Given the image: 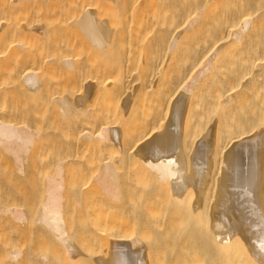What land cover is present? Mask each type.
<instances>
[{
    "label": "bare ground",
    "instance_id": "bare-ground-1",
    "mask_svg": "<svg viewBox=\"0 0 264 264\" xmlns=\"http://www.w3.org/2000/svg\"><path fill=\"white\" fill-rule=\"evenodd\" d=\"M115 113L121 126H103ZM113 140L120 158L102 165V189L117 199L130 166L124 189L153 187L136 197L148 239L103 228L107 264H151L170 239L160 256L171 264H264V0H0V176L25 184L48 160L36 224L59 247L71 244L62 198L82 166L75 148ZM1 207L26 223L25 210ZM19 243L2 241L0 262H62Z\"/></svg>",
    "mask_w": 264,
    "mask_h": 264
},
{
    "label": "rangeland",
    "instance_id": "rangeland-1",
    "mask_svg": "<svg viewBox=\"0 0 264 264\" xmlns=\"http://www.w3.org/2000/svg\"><path fill=\"white\" fill-rule=\"evenodd\" d=\"M115 115H116V113H115ZM115 115H108L110 117L105 116L104 118L106 120H103V122H104V123H102L103 126L107 123L105 126H108V127H111V128L113 127L115 129L116 128L118 129V127L121 126V124H122V120H121L122 119V115H121V117L118 114H117L118 117H117V115L116 116ZM120 121H121V123H120ZM88 124H90V123H88ZM98 124H100V123H98ZM95 125L96 124H94V126ZM92 126H93V124H92ZM259 129L260 128H257L258 132H260V130H262L263 127L260 130ZM113 141H115V140H113ZM115 142L116 143L113 144V142L109 143V141H107L106 142L107 144L106 143L105 144L102 143L104 146L98 144L99 148L98 147L97 148L99 149V151H98V149L95 150L96 147H92V148L90 147L91 150L89 149V147L87 149H84V148L82 149V147L80 146L81 144H78L79 148L77 146H76L77 148H75V150H77L78 153L75 150L69 152L70 154H74L75 152L77 153L76 156L74 157L75 158L74 162H76V163L78 162V164H80V166L81 165L85 166L84 169H88V166L90 167V169L86 170V171L83 170V168L80 169L82 166L79 167V169L77 168L80 171L82 170L83 173L85 172L84 173L85 176H83L84 174L82 173V171L81 172L79 171V174L76 173L78 171L77 170L75 172L66 173L67 175H65L66 177L64 178L66 183H65V188H64L65 191L63 189V198H62V200H63V203H62L63 204L62 205V207H63L62 212L63 213L62 214L63 215H62V218H63L64 227L68 231V236L70 235L69 237H71L70 243L72 245L70 244L69 248L70 249L73 248L72 251H75V252H73L74 254H72V255L78 254V256H75L76 257L75 259L72 258L71 256H69V254H66V253H69V252H67L69 250V248H67L68 245H66V247L63 246V245H62L63 247H61V246L59 247L58 245L62 244L60 242L57 245V241L54 240V237L56 239L57 235L54 234V233L52 234L51 231H49L48 229H45V228H48L46 226V224L44 225V223H40V222H39L40 225L36 224V221H38L37 219H38L39 214H40L39 211L42 210V204H43V201L45 200V197H46L45 193H44L46 191V190H44V187L46 185V178L45 177H48L49 175H52V173H53V168L49 165V162H47L48 160H46V162L41 161L39 163L40 164L42 163V164H45V165L48 164L47 166H49V167H47V166L46 167H47V170L49 172L45 168L44 172H41V173L38 172V173H40L41 177H39V174H37L38 176L34 175L33 177L30 178V180H28L29 181L28 183L26 182L27 184L26 183L24 184L23 182H19V184L17 182V184H16V181H17L16 177L13 178L16 181L11 180V178H9V180L6 182L5 180H6L7 177L6 178L5 177L1 178V176H0V179H1L0 180V207L2 206L4 208V206H5V208H7V210L9 209L8 212L10 211V209L14 210L15 208H21V209L25 210L24 211L25 213L28 214V215L26 214L28 216V218H27L28 221L26 220V223L23 221V222H20L21 224H19V222L17 220H15L10 213H3L2 211H0V215H1L0 216V241H1L0 244H2V241L5 242V244L6 243L11 244V245H9L11 247L14 246L12 244H16L17 242L18 243L19 242H21V243L23 242L21 244L22 246L24 244L25 245L29 244V246L25 247V250H26V252H28V250H29V252L30 251L32 252L30 254L33 256L32 257L33 259L35 258L34 256H36V258H37V256H40L38 254H41V252L42 253H46V254H50L51 253L52 255L54 253V255L58 256V258H61L62 262H60L59 264H61V263L63 264L64 263L63 261H65L64 264H66L67 262H68L67 264H69V263L70 264L71 263L74 264L76 262H73V261H76V260L78 262L76 264H103V263L105 264V262L107 264L108 262L111 261L113 252L111 251L112 250L111 247H110V246H112L111 244L102 245V243H104L106 241L105 240L104 242H101L104 237L106 238L105 233H103L104 232L103 228H106V227L108 229L111 228L113 231L115 229V232H116V229H117V232H124V233L130 232L129 234L134 233V234L131 235V237L133 236L132 237L133 239L138 237V239H139V235L140 234H138V233L142 232V231L139 232V230H140V226L139 225L142 223V222L140 223V220L142 219L141 221H143L144 218L141 216V214H139L137 212L139 210L137 208L138 207L137 205H138L139 201H137V200H139L138 198L141 196V193L145 192L146 189L148 191V189H151V187H153V186L148 184L149 186H151V187H149V186L146 185V187H144L145 189L142 188L143 190L142 189L139 190L140 192L142 191L141 193L139 191L136 192L135 190L130 189V191L132 190V192L130 193L128 190H126V189H128V187L126 186L125 182H126L127 178H129L127 175H129L130 177H131V175L134 176L136 173H138V172H136L138 170H135V173H133L134 170L130 166V169L127 168L128 170H130L129 174H126V173L122 174V173H124V170L126 171V169H125L126 166L124 168H121V165H120L119 166V170H116V172H117L116 174H119V175L122 174L123 176L122 175L121 176L118 175L119 178H117V180L120 179L122 182L125 181V182H123L124 184L121 183V181H119V182L117 181V185L120 188L119 189V193L120 194L118 193L120 198L117 197V199H116V197H113L111 195L109 196L107 194L106 190H103L104 187H103L102 183L99 182V178L102 175V172H103L102 168L104 166L105 161L106 162L107 161L115 162V161H117V159L120 158V157L119 158H117V157L120 156L119 155L120 154L119 153L120 150H118V149H120V147H121V142H119V143H117L118 141H115ZM50 144H52V143H50ZM50 144L48 146H50ZM54 144H55V142H53V144H52V146H50V148H52L54 146ZM110 144H113V145H110ZM118 144H120V145H118ZM193 146L196 148V144H193ZM103 147H105V148H103ZM115 147H118V148H115ZM50 148H48V149H50ZM195 148H192V149L195 150ZM111 149L113 151H111ZM114 149L117 150L118 152L116 151L117 152L116 153L114 151ZM93 150H95L96 153L100 152L102 150L101 151L102 153H98V156L100 155L101 157L98 158V156L95 155V152ZM222 158H224V160H225V153H223V157ZM222 158H221V161L223 160ZM79 159L81 160L80 162H79ZM97 163H98V167H99V168L97 167L98 169L95 167V166H97L96 165ZM42 164L40 165L41 168L44 167ZM93 165H95V166H93ZM86 166H87V168H86ZM223 166L225 167V165H222V167L221 166L219 167L220 168L219 172L222 169V173H223V171H224L223 170ZM122 167H123V165H122ZM138 167H140V166H138V165H137V167L134 166V169H136ZM50 168H52V169H50ZM117 168H118V166H117ZM120 168H121V170H120ZM92 169H94V170L97 169V170L94 172V170H92ZM100 169H102V170L100 171ZM122 170H123V172L120 173ZM128 170H127V173H128ZM90 171H91V173H89ZM92 172H93V174H92ZM99 172H101V174ZM42 173H46L44 175V177H42ZM98 174H99V177H98ZM79 175H81V176H79ZM125 175L127 176V178L125 177ZM43 179H44V185H42L43 184ZM3 180H4V182H3ZM12 181H14V184H16V185H13ZM120 183L123 184L122 185V186H124L123 188L120 185ZM28 184L30 185V187H27ZM125 186L127 187L126 189H124ZM102 187H103V189H102ZM133 191H135V192H133ZM194 192L195 191H193V194H190L192 197H190V195H189V198H188L189 200H190V198H194V196H195ZM163 196H165V195H162V197ZM136 197H138V198H136ZM164 200H165L164 198L163 199L161 198V201L158 200L157 203H160L161 205H162V203L169 204L168 202H170V201H168V198H166V201H164ZM19 204H22V205L19 206ZM160 204H158V205H160ZM4 212H6V210H4ZM130 216H131V218H134L133 220L131 219L132 222L136 221L135 222L136 226L135 227L132 226L133 229H134L133 230L134 232L132 231V227L131 228L129 227L130 229H128V230H130V231H128V230L125 231V229H127V227L124 224L128 222V220H129L128 218H130ZM167 217H170V216L167 215ZM164 219H165V217L163 218V221H164ZM170 219L171 218H169V220ZM166 220H167V218H166ZM95 223L96 224H100L99 228H101L103 230L99 229V231L100 232L102 231L101 233H103V234H101L99 231L98 232L96 231L97 228L95 227L96 226ZM138 226H139V228H138ZM42 229H44V230L41 231ZM108 229H107V231H108ZM112 230L110 231V229H109L110 232H112ZM94 231H96V233H97L96 235L100 239L96 235L94 236V234H95ZM107 231H106V234H108ZM142 235L143 234L141 233V235H140L141 239L140 240H142L143 238L148 239V238H146L144 236L142 237ZM100 236H103V238L100 237ZM96 238L99 239V243H97L98 240L96 242ZM16 239H17V241H16ZM172 240L174 241V242L172 241L173 242L172 245L178 243V242L177 243L175 242L174 238ZM26 241H27V243H25ZM168 241L170 243L171 239L168 240ZM95 242H96V244H95ZM161 242L162 241L159 240L156 244L161 246ZM104 244H107V243H104ZM166 244H167V242H166ZM166 244H164V245H166ZM168 244L165 247L162 246V247H160L158 249L159 250V255H157V257H156L157 259L156 260L154 258L156 256V253L158 254V251L157 252L155 251V256H154V254H152V253H154V251L152 253L149 251V253L152 255V257H151V255H149L148 257H151L153 259V261L155 260L154 264H157V260L158 261H159V259L161 260L162 257L168 256L170 258L169 254H171L170 249H172V248L169 247ZM2 245H4V244H2ZM7 245L8 244H6V246ZM17 245L14 246V247L18 248L20 243H19L18 246ZM9 246H7V247H9ZM22 246H20V248ZM167 246L169 247L168 248L169 249V253H168ZM2 247H4V246H2ZM22 248L24 249V247H22ZM22 248H21V250H22ZM65 248H67L68 250L65 249ZM160 249H161V251H160ZM164 251H165V254H164ZM0 252L2 253L3 249L1 250V248H0ZM80 252H82V253L79 255ZM30 254H29V256H30ZM63 255H64V258H63ZM67 256H69V258L71 260H67V259H69V258H67V259L65 258ZM110 256H111V258H110ZM158 256L160 258H158ZM77 257L78 258L82 257L86 261L81 259L83 263L79 262L81 260H79ZM172 257H174V256H172ZM32 258H31V260H33ZM108 258H109V260H108ZM105 260H107L108 262L105 261ZM162 260H163V258H162ZM164 260H163L164 262L169 260L168 262L171 264L170 261H175V258L174 259L172 258L171 260L165 258ZM36 261H37V259H36ZM36 261L33 260V261L30 262V264L31 263L34 264ZM153 261H151V264H152ZM160 262L162 263V261H160ZM160 262H158V263H160ZM164 262H163V264H164ZM261 262H263V261L261 260ZM0 263L3 264V262H0ZM56 264H58V263H56ZM149 264H150V262H149ZM166 264H167V262H166Z\"/></svg>",
    "mask_w": 264,
    "mask_h": 264
}]
</instances>
